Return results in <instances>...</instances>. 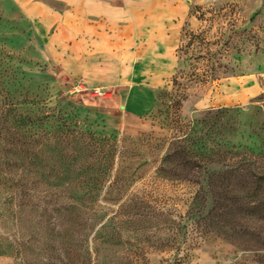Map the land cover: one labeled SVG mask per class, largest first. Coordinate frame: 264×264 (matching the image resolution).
I'll return each instance as SVG.
<instances>
[{
	"label": "rangeland",
	"instance_id": "rangeland-1",
	"mask_svg": "<svg viewBox=\"0 0 264 264\" xmlns=\"http://www.w3.org/2000/svg\"><path fill=\"white\" fill-rule=\"evenodd\" d=\"M69 9L0 0V264H264V0H133L90 73Z\"/></svg>",
	"mask_w": 264,
	"mask_h": 264
},
{
	"label": "crops",
	"instance_id": "crops-1",
	"mask_svg": "<svg viewBox=\"0 0 264 264\" xmlns=\"http://www.w3.org/2000/svg\"><path fill=\"white\" fill-rule=\"evenodd\" d=\"M131 1L133 2V0H124L123 3L113 0H67L70 9L65 13L68 21L66 30L70 32L71 39L74 41L79 39L82 50L78 58L80 65L87 73L95 71L91 62L92 58L97 56L96 49L102 52L100 56L113 59L116 55L114 49L120 45L117 42L121 33L120 23H123V29L127 30L126 33L133 24L134 18L130 11ZM71 46L74 47V43ZM71 55L74 59L77 58V52L73 48ZM117 82L119 83L115 84V87L136 86L132 80L127 82L126 78L118 79Z\"/></svg>",
	"mask_w": 264,
	"mask_h": 264
}]
</instances>
